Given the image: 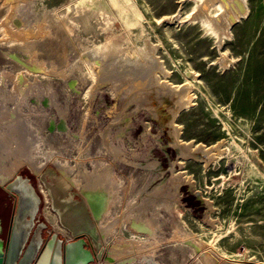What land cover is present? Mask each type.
I'll list each match as a JSON object with an SVG mask.
<instances>
[{"label": "rangeland", "instance_id": "rangeland-1", "mask_svg": "<svg viewBox=\"0 0 264 264\" xmlns=\"http://www.w3.org/2000/svg\"><path fill=\"white\" fill-rule=\"evenodd\" d=\"M20 169L64 239L46 182L85 205L90 264H264V0H0Z\"/></svg>", "mask_w": 264, "mask_h": 264}, {"label": "flooded vegetation", "instance_id": "flooded-vegetation-1", "mask_svg": "<svg viewBox=\"0 0 264 264\" xmlns=\"http://www.w3.org/2000/svg\"><path fill=\"white\" fill-rule=\"evenodd\" d=\"M0 192V237L4 240L5 247H7V242L11 236L14 238L23 237L25 233L26 242L23 245L21 243L18 245V250L21 253L37 248L41 251L54 233L56 234L55 243L57 241L65 242L63 235L56 232L48 221L41 216V198L36 183L34 178L25 170L20 169L8 179L1 181ZM36 194L39 196V202L36 206H27L25 217L21 218L17 214L20 199L28 196L30 202H34L33 197ZM85 239L88 247L92 250L86 235Z\"/></svg>", "mask_w": 264, "mask_h": 264}, {"label": "water", "instance_id": "water-1", "mask_svg": "<svg viewBox=\"0 0 264 264\" xmlns=\"http://www.w3.org/2000/svg\"><path fill=\"white\" fill-rule=\"evenodd\" d=\"M33 199L34 202H30L28 196L20 199L17 214L21 218L25 217L27 206H36L39 202L37 194ZM55 237L56 234L54 233L41 251L37 248L23 253L18 250V245L20 243L23 245L26 242V233L23 237L14 238L11 236L7 242V247L0 237V264H90L93 261L94 254L87 245L85 234L76 235L74 239L67 242L57 241L55 243Z\"/></svg>", "mask_w": 264, "mask_h": 264}, {"label": "bare ground", "instance_id": "bare-ground-1", "mask_svg": "<svg viewBox=\"0 0 264 264\" xmlns=\"http://www.w3.org/2000/svg\"><path fill=\"white\" fill-rule=\"evenodd\" d=\"M201 9L202 10L200 9L199 10L201 11L202 16H203V14H205V11L207 13L206 5L203 4ZM205 16H203L204 18L202 20L203 22H208L206 18L207 16L206 17ZM46 185L48 186V188L50 189L52 193L53 200H54L53 205L55 209L60 213L61 215L60 219H62L63 222L69 226V229L72 231V233L75 235L81 234V233L92 235L93 230H92V227L90 226L89 218L86 214L85 205L82 203H77V202H74L73 204L70 205V202L68 203L67 201H64L62 199V194L63 192H65V183L60 178H58L56 179L55 182H51V183L46 182Z\"/></svg>", "mask_w": 264, "mask_h": 264}, {"label": "crops", "instance_id": "crops-1", "mask_svg": "<svg viewBox=\"0 0 264 264\" xmlns=\"http://www.w3.org/2000/svg\"><path fill=\"white\" fill-rule=\"evenodd\" d=\"M67 241H70V239H65V242H67ZM92 251H93V253H94V256H95V252H94V250L92 249Z\"/></svg>", "mask_w": 264, "mask_h": 264}]
</instances>
